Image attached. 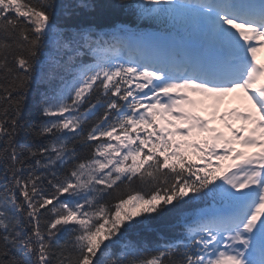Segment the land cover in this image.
Listing matches in <instances>:
<instances>
[{"label": "snow or ice", "instance_id": "1", "mask_svg": "<svg viewBox=\"0 0 264 264\" xmlns=\"http://www.w3.org/2000/svg\"><path fill=\"white\" fill-rule=\"evenodd\" d=\"M261 53L264 0H0V264H264Z\"/></svg>", "mask_w": 264, "mask_h": 264}, {"label": "trees", "instance_id": "2", "mask_svg": "<svg viewBox=\"0 0 264 264\" xmlns=\"http://www.w3.org/2000/svg\"><path fill=\"white\" fill-rule=\"evenodd\" d=\"M60 2L65 4H76L79 0H60ZM120 19H126L125 16H121ZM146 30H155V26L148 28L147 25L144 26ZM175 222V215L174 214H167L162 217H158L152 221L151 228L153 229L152 232L145 231V234L149 237L155 235V233H170L171 226Z\"/></svg>", "mask_w": 264, "mask_h": 264}, {"label": "rangeland", "instance_id": "3", "mask_svg": "<svg viewBox=\"0 0 264 264\" xmlns=\"http://www.w3.org/2000/svg\"><path fill=\"white\" fill-rule=\"evenodd\" d=\"M231 107H237V106H239V105H237V104H232V105H230ZM216 126H218V127H221V125H219L218 124V122L216 123ZM222 128V127H221Z\"/></svg>", "mask_w": 264, "mask_h": 264}]
</instances>
